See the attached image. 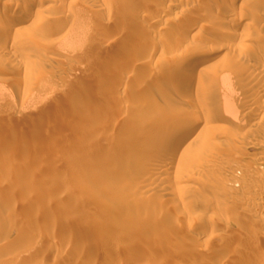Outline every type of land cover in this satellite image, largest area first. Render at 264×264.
I'll use <instances>...</instances> for the list:
<instances>
[{"label": "rangeland", "instance_id": "rangeland-1", "mask_svg": "<svg viewBox=\"0 0 264 264\" xmlns=\"http://www.w3.org/2000/svg\"><path fill=\"white\" fill-rule=\"evenodd\" d=\"M38 1L28 30L9 41L0 30V264H264V0H239L228 17L233 0ZM24 7L0 0V21ZM147 12L165 16L152 25ZM193 26L200 37L187 41ZM206 89L240 112L164 157L162 120L198 118L204 103L211 117ZM44 222L77 243L33 242Z\"/></svg>", "mask_w": 264, "mask_h": 264}, {"label": "bare ground", "instance_id": "bare-ground-1", "mask_svg": "<svg viewBox=\"0 0 264 264\" xmlns=\"http://www.w3.org/2000/svg\"><path fill=\"white\" fill-rule=\"evenodd\" d=\"M47 1H49V0H39L38 1V3H40L41 5H42V3H44V2H47ZM71 1V0H70ZM169 1H171V0H156V2H158V3H167V2H169ZM225 1V0H224ZM239 0H233L232 2H228L229 4H228V7H227V9L225 10L226 12H224L223 11V14L222 15H224L225 17L227 16L228 17V14H230L231 15V12H233V10L235 9V4L238 2ZM258 1H260V0H258ZM34 0H25V7L22 9V13L21 14H18V15H15V13L14 14H8V16H6V18H4V19H2V21H0L1 23H2V25L0 26V30H2V33H3V39H6V38H4V37H7V41H9L10 39L9 38H14V36H17V35H19V34H21V33H23V31L24 30H28L29 29V26L27 27H23V28H19V26L21 25V24H23V23H25V21L26 20H30L31 21V19H33V17H34V15L33 14H31V8L33 7V5H34ZM65 2V1H64ZM66 4V3H65ZM64 4V5H65ZM225 4H227V3H225ZM224 4V5H225ZM63 5V6H64ZM162 5V4H161ZM172 6H174V5H176V4H171ZM47 6V5H46ZM14 10L15 9H17L18 7L17 6H11ZM176 7V6H175ZM44 7H42V9H43ZM47 8H48V6H47ZM45 9V8H44ZM63 10L65 9V8H62ZM62 10V11H63ZM19 11H21L20 9H19ZM38 11V10H37ZM65 11V10H64ZM19 13V12H18ZM64 13V12H63ZM31 14V18H29V15ZM206 14H208V13H205V14H200L198 17H195V20H194V24L195 25H199V24H201L204 20H205V18H207L206 17ZM38 15V14H37ZM36 16V15H35ZM165 15H156V14H153V13H151V12H147L146 14H144L143 16H142V20H146V21H149L152 25H159V23L162 21V19H163V17H164ZM255 16V15H254ZM257 17L259 16V15H256ZM264 16V15H263ZM261 14H260V16H259V19H257V21L259 20V22L261 21H263L264 22V17H263ZM37 17V16H36ZM63 17H65V16H63ZM62 17V18H63ZM253 18V16H250V18ZM68 18V17H67ZM67 18H65V23H66V20H67ZM218 18V17H217ZM231 18V17H230ZM243 18V17H242ZM251 18V19H252ZM220 20H221V18H219ZM28 20V21H29ZM63 20V19H62ZM61 20V21H62ZM222 20H226V19H224V18H222ZM241 20V18H238V19H236V22H238V23H240L239 21ZM254 20L256 21V19L254 18ZM253 21V20H252ZM255 21H253V22H255ZM225 22V21H224ZM262 22V23H263ZM45 24V23H44ZM257 24V23H256ZM56 25L58 26L59 25V27H60V25H64V24H62L60 21H58L57 23H56ZM257 25H259V24H257ZM256 25V26H257ZM32 26V25H31ZM177 27H179L178 25H176V27L174 26V28L173 29H177ZM194 27V26H193ZM199 28V27H198ZM62 29V28H61ZM200 29V28H199ZM63 30V29H62ZM61 30V31H62ZM201 30V29H200ZM58 31H60V30H58ZM199 31V30H198ZM197 30H195V27L193 28V29H191L190 30V33L188 34L189 35V38L187 37V38H185V39H187V41L190 39H194V38H199L200 37V31L198 32ZM189 32V31H188ZM223 32V31H222ZM56 34V33H55ZM59 34V33H58ZM187 35V36H188ZM11 38V39H12ZM213 40V39H212ZM211 40V43L212 44H215V43H219V42H215V41H212ZM2 41H4V40H2ZM6 41V40H5ZM187 41H184V43L185 42H187ZM14 42V41H13ZM16 42V41H15ZM190 42V41H189ZM18 44V43H17ZM187 44H188V42H187ZM221 44V43H220ZM11 45V44H10ZM9 45V46H10ZM14 45H15V43H14ZM20 45V43L18 44V46ZM11 47V46H10ZM8 48V45H7V42L6 43H4V42H1V44H0V49H2V50H5V51H7L6 49ZM8 55V54H7ZM2 56V55H1ZM9 56V55H8ZM3 58H4V56H2ZM207 58L205 59V60H207V61H209V63H208V65L209 66H214L216 63H217V59H212V57L211 56H206ZM6 58V57H5ZM188 62L189 61H187L186 62V64H182L179 68H180V70H179V72L181 73L182 71H185V69H186V67H187V65H190V64H188ZM208 66V67H209ZM255 66V65H254ZM191 67V66H190ZM193 67V66H192ZM259 67V66H258ZM260 69H263V67H262V65L259 67V70ZM261 71V70H260ZM259 71V72H260ZM186 72V71H185ZM185 72H183V73H185ZM262 72V71H261ZM260 72V73H261ZM179 73V74H180ZM193 74V73H192ZM188 76H189V74H188ZM194 76V75H193ZM248 76V75H247ZM190 77V76H189ZM248 77H246V79H247ZM250 79H251V77H249ZM248 78V79H249ZM256 78V77H255ZM253 79V81H255V83H254V87L255 88H257V86H261V87H263L262 86V81H258L257 80V78L256 79ZM192 79H193V77H192ZM249 79V80H250ZM262 79V78H261ZM251 82L250 83H252L253 81L252 80H250ZM247 82H249V81H247ZM262 82V83H261ZM199 84V83H198ZM264 84V83H263ZM252 85H251V87H252ZM251 87H250V89H251ZM254 87H252V89L250 90V92L253 90L254 91ZM258 87V88H259ZM260 87V88H261ZM245 89H247L246 87H245ZM207 90V89H206ZM204 91V93L207 95V97H209V98H211L212 100V102H210V104L211 103H213L214 104V106L217 108L216 110H213V112L212 111H210V112H212L211 114H212V116L210 117L209 116V114L207 113V114H201V112L200 111H202L205 107H209L210 109L211 108H213V106L211 107V106H209L208 104L209 103H207V105H206V103H204V104H199L198 106L199 107H197V111L196 110H194V111H196L197 112V114H199L200 113V115H198L199 117L200 116H202L201 118H197V116L196 115H192V113H190V112H187V111H189L188 109H187V111H182V113H181V115H178V116H181L180 117V121L179 120H177V119H174V117H172L173 119H168L167 117H165L166 119L165 120H162V121H165L166 123V125L165 124H163V125H161V126H164L165 125V129L164 128H161L162 130H158V131H162V133L160 134L161 135V137L160 138H162V137H165L164 139L165 140H167L168 139V142H170V143H168L167 144V146L165 147V149H164V154H163V156L165 157V155H170V154H173L174 155V151H175V149H176V147H177V145H179L182 141H184V140H186V143L189 141V139L191 140V138H192V134L194 133V132H196L197 133V135H199V134H202L203 133V131H205L204 130V128L206 127V124H208L209 125V123H210V121L211 120H216L217 121V119H222V118H224L225 116H234V115H236L237 116V114L240 112V110H239V106L237 107V106H235V104H233L232 102H231V104L230 103H222L221 101V103L220 102H216V97L218 96V94L217 95H215V94H212V93H210V90L211 89H209V92H208V90L207 91ZM249 90H248V92L246 91V93L247 94H249ZM262 90H264V88L263 89H260V91H262ZM244 91V90H243ZM252 91V92H253ZM254 92H256V90L254 91ZM257 92H258V90H257ZM242 93V92H241ZM244 93V92H243ZM258 93H260V92H258ZM257 94V93H256ZM218 98V97H217ZM228 98H230V97H228ZM226 101V100H225ZM195 105V104H194ZM203 105H205L204 107H202ZM197 106V105H196ZM180 108H182V107H180ZM184 108V107H183ZM206 109V108H205ZM204 109V110H205ZM208 109V108H207ZM214 109V108H213ZM241 109V108H240ZM22 111V109L19 111L20 113H22L21 112ZM207 111L205 110V113H206ZM123 113V112H122ZM202 113H203V111H202ZM124 114V113H123ZM196 114V113H195ZM121 115V114H120ZM196 117L197 118V120H191V119H193V117ZM121 117H122V115H121ZM124 117H126V116H123V118ZM183 117V118H182ZM187 117H192V118H190V120L188 121V119L189 118H187ZM122 118V119H123ZM176 118V117H175ZM232 118V117H231ZM120 121V120H119ZM118 121V122H119ZM162 121H161V124H162ZM228 122V121H227ZM117 123V122H116ZM155 123V122H154ZM198 124H200V127L198 126ZM144 125H146V124H144ZM144 125H142V124H139V123H136L135 122V124H133L132 126H134V128H136V129H141L142 131H144V133H145V135H148L149 137H151V133H152V128H150L149 126H144ZM156 125V123L154 124V126ZM160 125V124H159ZM207 125V126H208ZM153 126V127H154ZM159 127V126H158ZM155 128V127H154ZM154 128H153V131H154ZM160 128V127H159ZM159 128H157V129H159ZM207 128V127H206ZM209 130V129H208ZM155 132V131H154ZM204 134V137L205 138H207V137H210V135H211V132L210 131H205V133H203ZM153 135V134H152ZM196 135V134H195ZM158 137V139L160 140V138ZM18 140H20V138H19V136H17L16 138H15V141H18ZM164 140V141H165ZM3 142V141H2ZM2 142L0 141V145L2 144ZM160 142V141H159ZM172 142H174V143H172ZM192 142V141H191ZM3 145V144H2ZM112 146H113V144H112ZM176 146V147H175ZM168 153H170V154H168ZM164 159V158H163ZM235 159V158H234ZM236 160V161H235ZM233 162L232 161H229V162H225V164H227L228 163V165H227V167L229 166V167H234V164H236V163H234V162H237V160H238V158H236ZM241 161V160H240ZM223 162V164H224V160L222 161ZM159 163V162H158ZM152 164H153V162H152ZM224 164V165H225ZM238 164H239V162H238ZM154 165H155V163H154ZM158 165V164H157ZM157 165H155V166H157ZM160 165V166H159ZM159 165L157 166V168H158V170L157 171H160V169H164L165 167H166V165H167V159L165 158L162 162H160L159 163ZM212 165V164H211ZM204 166H206V165H204ZM208 166H210V164H208ZM207 166V167H208ZM236 166V165H235ZM233 169V168H232ZM158 176V174L155 172L154 174H153V176L152 177H150L149 179H147L146 181H144L143 183H141L140 184V189H142V190H146L147 188H150L151 186H150V184L151 183H153L154 182V180L156 179V177ZM237 180V179H236ZM246 181V180H244V178L242 177V178H240L239 179V182L240 181ZM226 182V181H225ZM238 183V181H228L227 183H225L226 184V186L228 187V188H230V190L232 189H236V187H237V184ZM245 183V182H244ZM243 185V184H242ZM263 185V184H262ZM208 186V185H207ZM225 186V185H224ZM223 186V187H224ZM261 187V186H260ZM243 188H246V185H245V187H242V189ZM221 189H222V187H221ZM227 189V188H226ZM250 189V188H249ZM264 189V188H263ZM216 190V189H215ZM238 190V189H237ZM251 190V189H250ZM223 191V190H222ZM243 191H244V189H243ZM263 191V190H262ZM223 193V192H222ZM228 193V192H227ZM241 193V192H240ZM224 194V193H223ZM222 195V194H221ZM242 195H243V192H242ZM222 196H224L225 198H227L225 195H222ZM241 196V195H240ZM224 198V199H225ZM227 199H230V198H227ZM233 200H234V198H232ZM221 200V199H220ZM231 200V199H230ZM223 201V200H222ZM229 201V200H228ZM238 201H240V200H237V199H235V202H238ZM221 202V201H220ZM223 203V202H222ZM238 204H240V203H238ZM47 222V221H46ZM7 224V223H6ZM14 224V223H13ZM49 223H43V225H42V227L37 231V229L35 228L34 230L35 231H33V232H35L34 234H33V237L31 238L32 239V241L34 242L35 240L37 241L38 240V237H40V235H43L44 236V238L45 239H42V240H40V245H44L45 246V244H47V243H51L50 241H52V239L53 240H55V238L56 239H59V238H61L60 239V245H61V247H63L62 245H69V247L71 246V245H75L77 242H75V239H77V237H75V236H73V234L71 233V235L68 233V235L64 232V233H62V231L60 230V227H58V228H56V225H48ZM6 226V225H5ZM1 227V226H0ZM29 227H30V229H31V226H24V225H22L21 227H20V230L23 232V231H28V229H29ZM6 228V229H5ZM5 228H3L4 229V231H5V233H4V231H3V233H4V235H6V234H8V233H10L11 232V230L13 229V226H11V224H10V226H8V227H5ZM2 229V228H1ZM29 229V230H30ZM59 229V230H58ZM140 231V230H139ZM38 232V233H37ZM2 234V233H1ZM75 235V234H74ZM7 236V235H6ZM52 238V239H51ZM51 239V240H50ZM50 240V241H49ZM49 241V242H48ZM79 241V240H78ZM58 243V244H59ZM75 243V244H74ZM29 244L30 243H27L26 244V246H25V248L24 247H22V249L24 250L23 251V253L24 252H29V251H27L26 250V247L28 248V246H29ZM52 244V243H51ZM48 245V244H47ZM43 246V247H44ZM78 247H75L74 246V248H77V250H78V252H79V255H83V254H86V253H89L88 251V246L86 247V246H84V244L83 245H81L80 244V246L79 245H77ZM72 247V246H71ZM60 248V247H59ZM21 249V250H22ZM70 249V248H69ZM68 249V250H69ZM73 250V249H72ZM72 250L70 251V253H68V254H72L71 252H72ZM75 250V249H74ZM73 250V251H74ZM77 250H75L76 252H77ZM67 251V250H66ZM22 252V251H21ZM77 252V253H78ZM67 253V252H66ZM22 254V253H21ZM84 256H87V255H83L82 257L84 258ZM104 256V255H103ZM103 256L101 255V258H103ZM86 258V257H85ZM99 259H100V255H99ZM119 259V258H118ZM122 261V260H121ZM126 263V262H125ZM115 264H123L122 262H120L119 261V263H115ZM126 264H129L128 262L126 263Z\"/></svg>", "mask_w": 264, "mask_h": 264}]
</instances>
